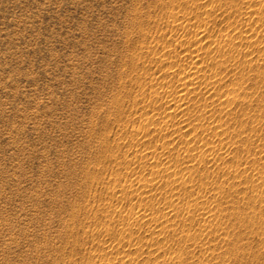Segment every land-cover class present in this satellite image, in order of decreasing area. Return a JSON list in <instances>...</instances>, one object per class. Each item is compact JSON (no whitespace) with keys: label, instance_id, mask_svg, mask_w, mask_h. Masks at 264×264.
Wrapping results in <instances>:
<instances>
[{"label":"rangeland","instance_id":"1","mask_svg":"<svg viewBox=\"0 0 264 264\" xmlns=\"http://www.w3.org/2000/svg\"><path fill=\"white\" fill-rule=\"evenodd\" d=\"M0 264H264V0H0Z\"/></svg>","mask_w":264,"mask_h":264},{"label":"bare ground","instance_id":"2","mask_svg":"<svg viewBox=\"0 0 264 264\" xmlns=\"http://www.w3.org/2000/svg\"><path fill=\"white\" fill-rule=\"evenodd\" d=\"M202 32V31H201ZM202 34V33H201ZM197 37V35L195 36V38ZM197 42V41H196ZM198 49V48H197ZM200 51V50H199ZM198 51V52H199ZM189 54H191V53H189ZM193 54L194 55H192V56H190L189 58L191 59V64L193 65V66H191V68L193 67L194 68V71H188V73H187V71L185 72V74L187 73V74H189L190 72H191V74L194 76V77H196L195 78V80L198 78V73H199V70H200V68H199V70H195L196 69V65L198 64V62H199V55H196L194 52H193ZM183 65H185V64H183ZM181 69H182V67H180ZM185 68H187L186 66H185ZM188 70H189V68H188ZM185 71V70H184ZM186 74V75H187ZM191 76V75H190ZM193 76H192V78H193ZM179 82V81H178ZM186 82H184V83H180L181 85H180V88L179 89H177L178 90V92L176 93V94H178V100H174V99H172L173 101H170L169 100V102H168V107H173V109L175 110V111H180L184 106L181 104V102H180V99L181 98H184V93H181L183 90H185V86H186V84H185ZM194 84H195V82H194ZM191 85H192V82H191ZM178 87V86H177ZM166 108V107H165ZM167 113V112H166ZM176 114V113H175ZM168 116H170V114L168 115ZM175 116V115H174ZM172 173V172H171ZM173 174H174V172H173Z\"/></svg>","mask_w":264,"mask_h":264}]
</instances>
